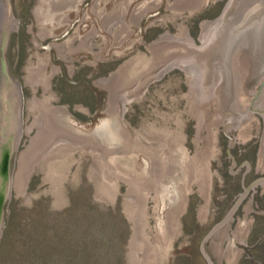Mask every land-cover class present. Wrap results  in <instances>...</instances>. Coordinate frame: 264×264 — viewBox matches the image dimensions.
<instances>
[{
	"label": "rangeland",
	"instance_id": "1",
	"mask_svg": "<svg viewBox=\"0 0 264 264\" xmlns=\"http://www.w3.org/2000/svg\"><path fill=\"white\" fill-rule=\"evenodd\" d=\"M234 1L14 0L4 59L23 93L22 137L0 264H208L203 238L264 177V119L253 112L231 130V95L193 103L177 61ZM232 82L233 109L246 114L262 76L242 50ZM104 117L118 131L112 147L94 135ZM234 264H264V184Z\"/></svg>",
	"mask_w": 264,
	"mask_h": 264
},
{
	"label": "water",
	"instance_id": "2",
	"mask_svg": "<svg viewBox=\"0 0 264 264\" xmlns=\"http://www.w3.org/2000/svg\"><path fill=\"white\" fill-rule=\"evenodd\" d=\"M14 0H0V238L11 193L12 162L22 137L23 93L7 70L4 53L14 22ZM264 0H236L224 11L207 39L178 62L190 78L189 97L201 104L211 92L222 89L231 95L232 109L222 123L235 130L257 112L264 119L259 98L264 88ZM242 50L258 66L262 83L246 114L233 109L232 60ZM264 170V127L257 153L256 171ZM264 184L256 180L235 202L227 215L203 238L200 251L208 264L204 244L208 243L216 257L234 264L245 247L252 213V191Z\"/></svg>",
	"mask_w": 264,
	"mask_h": 264
},
{
	"label": "clouds",
	"instance_id": "3",
	"mask_svg": "<svg viewBox=\"0 0 264 264\" xmlns=\"http://www.w3.org/2000/svg\"><path fill=\"white\" fill-rule=\"evenodd\" d=\"M113 119L104 117L97 122L94 135L97 139L106 142L109 147L115 146L119 142L118 131L113 127Z\"/></svg>",
	"mask_w": 264,
	"mask_h": 264
},
{
	"label": "trees",
	"instance_id": "4",
	"mask_svg": "<svg viewBox=\"0 0 264 264\" xmlns=\"http://www.w3.org/2000/svg\"><path fill=\"white\" fill-rule=\"evenodd\" d=\"M12 223H13V211L10 212V215L6 219V222H5L6 230H7V228H10L11 227V224ZM6 230H5V232L7 233Z\"/></svg>",
	"mask_w": 264,
	"mask_h": 264
}]
</instances>
